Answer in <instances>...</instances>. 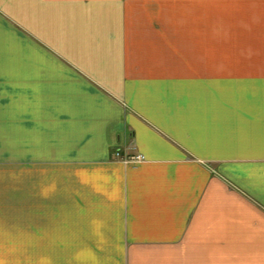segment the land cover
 Wrapping results in <instances>:
<instances>
[{
	"label": "crops",
	"instance_id": "crops-1",
	"mask_svg": "<svg viewBox=\"0 0 264 264\" xmlns=\"http://www.w3.org/2000/svg\"><path fill=\"white\" fill-rule=\"evenodd\" d=\"M0 264H264V0H0Z\"/></svg>",
	"mask_w": 264,
	"mask_h": 264
},
{
	"label": "built area",
	"instance_id": "built-area-1",
	"mask_svg": "<svg viewBox=\"0 0 264 264\" xmlns=\"http://www.w3.org/2000/svg\"><path fill=\"white\" fill-rule=\"evenodd\" d=\"M138 158H139V156H137ZM140 158H141V156H140Z\"/></svg>",
	"mask_w": 264,
	"mask_h": 264
},
{
	"label": "rangeland",
	"instance_id": "rangeland-1",
	"mask_svg": "<svg viewBox=\"0 0 264 264\" xmlns=\"http://www.w3.org/2000/svg\"><path fill=\"white\" fill-rule=\"evenodd\" d=\"M116 154H118V152Z\"/></svg>",
	"mask_w": 264,
	"mask_h": 264
}]
</instances>
